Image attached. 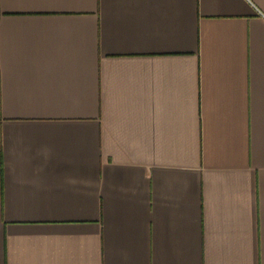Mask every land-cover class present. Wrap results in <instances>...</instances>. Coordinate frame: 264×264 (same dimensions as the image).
Segmentation results:
<instances>
[{
  "label": "crops",
  "instance_id": "crops-1",
  "mask_svg": "<svg viewBox=\"0 0 264 264\" xmlns=\"http://www.w3.org/2000/svg\"><path fill=\"white\" fill-rule=\"evenodd\" d=\"M0 264H264V0H0Z\"/></svg>",
  "mask_w": 264,
  "mask_h": 264
}]
</instances>
